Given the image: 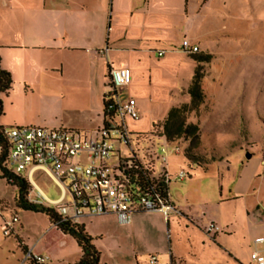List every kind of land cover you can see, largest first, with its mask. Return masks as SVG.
Listing matches in <instances>:
<instances>
[{
  "label": "rangeland",
  "instance_id": "rangeland-1",
  "mask_svg": "<svg viewBox=\"0 0 264 264\" xmlns=\"http://www.w3.org/2000/svg\"><path fill=\"white\" fill-rule=\"evenodd\" d=\"M213 1L215 11H207L201 21V31L215 37L207 43L209 52H201L212 56L209 63L203 64L204 100L197 112L184 117L185 123L199 127L195 149H190L183 139L167 143L157 136L163 133L154 128L163 125L166 110L190 101L185 75L189 67L177 49L180 36L163 58L141 57L144 70L151 71V85L144 89L147 93L137 94L132 87L120 92L121 99L134 98L139 111L138 120L125 119L131 147L139 157L149 153L164 155L167 160L164 168L171 176L180 170L189 174L181 182H171L169 194L181 202L183 212L201 225H188L184 217H178L170 219L171 225L166 230L161 225L165 222L157 215L145 214L137 219L132 232L116 225L108 215L103 219L94 217L88 225H94L101 235L97 240L99 264H148L151 255L157 257L159 264L168 263L169 256L180 264L246 263L254 238L264 236L262 212L247 216L255 202L264 209V171L260 166L264 156V0ZM40 106L43 115L57 116L53 102L43 99ZM240 142L242 150L237 145ZM161 146L164 153L159 151ZM174 146L180 147L179 155L172 153ZM116 147L119 148L117 144ZM119 149L125 153V148ZM187 152L199 164L201 159L212 161L208 169H191L184 157ZM155 156L157 175L163 166ZM108 165L111 168L118 165L116 155ZM32 179L49 199L58 198L57 188L46 175L36 173ZM15 194L16 189L0 179V204H8L7 216L19 211L14 205ZM234 196L238 199L220 203ZM210 219L217 220L222 228V234L215 240L213 233L206 232ZM30 225L38 223L32 220Z\"/></svg>",
  "mask_w": 264,
  "mask_h": 264
},
{
  "label": "crops",
  "instance_id": "crops-1",
  "mask_svg": "<svg viewBox=\"0 0 264 264\" xmlns=\"http://www.w3.org/2000/svg\"><path fill=\"white\" fill-rule=\"evenodd\" d=\"M213 4V0H0V66L12 80L11 89L0 96L3 106L0 126L35 125L94 134L103 125L102 96L108 70L129 68L131 83L125 89L132 87L135 93L145 94L148 91L144 89L151 85V71L144 70L141 57L163 58L179 36L181 42L177 49L189 67L185 73L188 86L196 66L191 59L195 53L183 51L181 43L186 40L198 48L196 53L206 52L208 41L215 37L201 31V21L207 11H215ZM159 51H164L163 56L157 55ZM43 99L55 104L54 115L57 116L42 114ZM237 145L242 150V143ZM211 162L205 165L206 170ZM36 173L46 175L55 185L59 193L57 199H49L39 189L32 179ZM29 175L49 205L37 200L35 189L28 197L30 202L50 208V203H70L69 194L45 171L27 169L22 177L28 181ZM237 199L229 197L220 203ZM170 203L178 213H169L167 220L161 213L148 212L133 214L131 222L125 226L119 225L112 214L81 217L76 224L84 226L97 250L101 235L94 225H88L94 217L103 219L108 215L116 225L132 232L137 219L145 214L157 215L165 222L161 225H165L166 230L171 218L184 217L188 225H201L183 212L181 202L171 195ZM4 204H0V227L11 215H16L18 222L10 237H4L0 230V264H30L25 260L27 254L46 257L43 264H76L81 249L71 236L62 233L41 213L18 209L7 216L8 204ZM256 212L264 215L258 202L247 211V216ZM32 220L38 225H30ZM210 222L219 227V231L213 233L212 240H215L222 234V228L217 220L210 219L207 224ZM259 237L264 236L258 235L254 240ZM255 249L264 253V243L255 245L253 242L250 254ZM250 254L246 263L239 264H250ZM169 261L170 256L166 264Z\"/></svg>",
  "mask_w": 264,
  "mask_h": 264
},
{
  "label": "built area",
  "instance_id": "built-area-1",
  "mask_svg": "<svg viewBox=\"0 0 264 264\" xmlns=\"http://www.w3.org/2000/svg\"><path fill=\"white\" fill-rule=\"evenodd\" d=\"M185 52L196 53L198 48L182 41ZM164 51L157 55L163 56ZM131 83L129 68H110L106 75L103 93V125L92 135L65 128H40L15 126L2 129L6 145L5 166L14 175L21 176L27 169H41L70 196L69 204L50 203L63 220L76 223L81 217L106 214L115 216L119 225H128L135 213L157 212L167 220L169 213H178L170 203L169 184L183 181L188 177L180 170L173 176L164 168L166 157L152 153L139 155L131 147V137L125 125L126 117L139 119L136 101L132 97L120 98V92ZM158 137L160 134H157ZM164 138V137H163ZM165 139V138H164ZM141 141V138L138 139ZM119 148H125L122 154ZM172 153L179 155L180 147L174 146ZM4 151L0 143V153ZM160 153L165 148L160 147ZM117 156L118 165L111 168L108 161ZM155 159L160 158L162 169L154 174ZM142 158V159H141ZM264 171V156L260 160ZM190 168H196L191 164ZM29 195L35 189L40 203L49 205L44 195L33 185L30 175ZM39 203V204H40ZM18 222L16 215L4 219L0 230L4 237L12 235L13 226ZM219 227L210 222L207 233H216ZM254 244L264 243V237L256 238ZM30 264H43L46 257L27 254ZM148 264H159L151 255ZM169 264H180L170 259ZM250 264H264V253L253 250Z\"/></svg>",
  "mask_w": 264,
  "mask_h": 264
},
{
  "label": "trees",
  "instance_id": "trees-1",
  "mask_svg": "<svg viewBox=\"0 0 264 264\" xmlns=\"http://www.w3.org/2000/svg\"><path fill=\"white\" fill-rule=\"evenodd\" d=\"M191 59L196 63L193 69L190 83L186 89V93L190 97L188 104H184L179 108L172 107L168 110L162 126H154L157 130L163 133L166 142L173 144L179 139L190 144V149H195L199 141V127L194 124L185 123V115L190 112H197L200 105L203 103L204 94L202 91V80L204 78L203 64L209 63L212 56L209 54L195 53L191 55ZM12 80L6 71L0 66V96L7 94L11 89ZM3 112L2 100L0 98V116ZM3 127L0 126V143L4 146V151L0 153V179L4 180L7 185L13 186L16 189L14 197V205L17 209L30 211L34 213L44 214L49 221L55 225L62 233L71 236L81 249V257L76 264H99L100 253L93 245V238L87 234L83 225L72 223L63 220L55 209L48 206L30 202L28 192L30 185L27 179L14 175L8 170L4 164L6 159V145L2 136ZM161 136V135H160ZM185 159L197 167L205 169L207 162H195L193 155L185 153ZM192 159V160H190Z\"/></svg>",
  "mask_w": 264,
  "mask_h": 264
},
{
  "label": "water",
  "instance_id": "water-1",
  "mask_svg": "<svg viewBox=\"0 0 264 264\" xmlns=\"http://www.w3.org/2000/svg\"><path fill=\"white\" fill-rule=\"evenodd\" d=\"M246 157H247V158H249V157H250V155L248 154Z\"/></svg>",
  "mask_w": 264,
  "mask_h": 264
}]
</instances>
